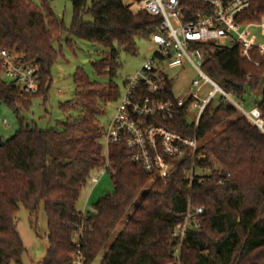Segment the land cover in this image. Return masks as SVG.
Segmentation results:
<instances>
[{
    "label": "trees",
    "instance_id": "obj_1",
    "mask_svg": "<svg viewBox=\"0 0 264 264\" xmlns=\"http://www.w3.org/2000/svg\"><path fill=\"white\" fill-rule=\"evenodd\" d=\"M70 1L73 21L67 28L47 2L40 7L32 0H0V48L36 64L40 80L39 91L27 95L0 78V99L9 107H28L32 96L46 97L51 67L60 54L53 43L64 34L71 47V37L103 47L105 54L94 65L100 75L111 77L99 83L78 68L75 97L61 104L75 116L52 129L31 127L22 119L14 135L0 140V264H22L26 250L15 216L20 205L35 215L42 203L49 229L42 264H74L78 254L83 264H92L102 252L101 264H170L176 247L171 231L189 204L204 211L200 227L187 232L181 264H264V133L231 103L215 97L197 125L188 121L186 107L160 122L198 137L199 152L206 156L199 164L211 168L209 179L200 182L196 176L189 182L190 157L180 160L167 179L151 182L142 166L130 162L131 153L123 145H110L106 157V129L99 116L120 96L112 79L120 55L136 54L137 38H151L162 18L133 11L124 0ZM183 6L189 14L205 10L200 0H183ZM86 14L91 21L83 20ZM261 15L264 0H252L238 18L243 24L255 23ZM197 47L205 54L204 71L224 90L244 98L261 88L256 105L264 115V58L254 51L256 65L242 57L238 45ZM107 161L114 190L101 196L93 210L79 211L76 203L92 172Z\"/></svg>",
    "mask_w": 264,
    "mask_h": 264
},
{
    "label": "built area",
    "instance_id": "obj_2",
    "mask_svg": "<svg viewBox=\"0 0 264 264\" xmlns=\"http://www.w3.org/2000/svg\"><path fill=\"white\" fill-rule=\"evenodd\" d=\"M133 1V0H132ZM205 10L192 14L183 6V0H139L133 1L138 10L162 18L159 31L151 36L157 46L156 52L145 59L138 70L128 75L124 81L123 92L117 99L116 112L103 136L108 150L112 144L123 145L130 151V162L142 166L149 175V181L157 178L167 179L171 170L184 158L192 159V168L186 178L191 183L196 176L203 182L212 175L211 168L202 167L199 162L201 141L198 137H187L169 129L161 121L173 119L178 111L186 107L187 117L191 110L198 109L194 123L199 119L210 101L219 96L221 101L229 102L249 122L264 133V115L259 106L246 109L236 102L233 94L224 90L203 69L205 54L197 47L200 44L217 43L231 37L226 47L238 45L242 57L254 62L253 52L264 58V42L257 43L249 37V26L257 24L264 33V15L257 22L243 24L239 16L247 11L252 0H200ZM137 10V11H138ZM185 61L198 71L191 92L187 98H176L172 90L173 78L166 68H176ZM0 78L18 87L27 95L39 91V69L24 55L14 50L0 48ZM209 87L206 92L205 88ZM5 124H8L4 120ZM108 157L107 155H105ZM109 163L90 176V181L98 183ZM202 172H198L197 169ZM230 173L220 179L225 183ZM201 206L188 205L183 220L171 231L176 242L173 261L181 264V250L188 230L200 227ZM74 264H83L77 255Z\"/></svg>",
    "mask_w": 264,
    "mask_h": 264
},
{
    "label": "rangeland",
    "instance_id": "obj_3",
    "mask_svg": "<svg viewBox=\"0 0 264 264\" xmlns=\"http://www.w3.org/2000/svg\"><path fill=\"white\" fill-rule=\"evenodd\" d=\"M36 5L43 6L47 2L53 12L60 17L63 24L69 28L73 21V5L70 0H32ZM126 4H131V9L137 11V7L132 0H124ZM90 5V2H89ZM84 21H91L90 14L83 16ZM249 37L257 43L264 42V33L257 24L249 26ZM68 35H61L54 40V47L59 51V57L51 67L52 81L48 88L46 97L42 94L31 97L28 107L16 106L9 107L0 99V140L10 138L20 128L22 119L26 125L38 127L39 129L60 128L62 122L66 121L75 113L71 110H63L61 104L72 100L76 94V85L74 83V74L78 68H81L92 81L104 83L110 80L108 75H100L95 68L94 63L100 61L105 49L96 46L84 39L71 37L73 47L67 43ZM231 37L219 40L216 44L219 46L228 45ZM138 51L136 54L121 53L116 74L112 77L118 84L120 94L123 92L124 81L128 75L134 74L142 65L145 59L152 56L157 46L151 38H137ZM166 72L173 78L179 74L177 79L173 80L172 90L176 98H187L191 92L192 84L198 77L197 69L188 61L181 66L169 69ZM209 87L205 88L207 92ZM261 96V88L252 94V102L258 101ZM219 96H217L218 98ZM234 100L246 109L251 107V103L243 98L233 96ZM117 100L108 102L105 105L103 113L99 116V122L102 127L107 129L110 121L116 112ZM198 109L191 110L187 119L189 122L195 121ZM4 120L8 124L4 123ZM104 155L108 153V147L102 138ZM99 169V168H98ZM102 169V168H101ZM100 169V170H101ZM99 170H95L91 175H95ZM198 172H202L199 168ZM151 182V181H149ZM114 190L110 173L105 170L99 178L98 183L94 184L90 180L83 189L80 198L76 203L79 211H91L94 209L95 202L103 195L111 193ZM17 230L23 240L25 253L22 258V264H42L49 248L48 242V218L44 204L39 206L37 214L32 215L28 209L20 205L15 216ZM122 222L118 230L114 233L111 240L115 239L119 230L123 226ZM103 252L98 255L92 264H101Z\"/></svg>",
    "mask_w": 264,
    "mask_h": 264
},
{
    "label": "crops",
    "instance_id": "obj_4",
    "mask_svg": "<svg viewBox=\"0 0 264 264\" xmlns=\"http://www.w3.org/2000/svg\"><path fill=\"white\" fill-rule=\"evenodd\" d=\"M243 99H244L246 102L251 103V104H252L251 107L256 105V101H255V102H252V94H251V95H247V96H245Z\"/></svg>",
    "mask_w": 264,
    "mask_h": 264
},
{
    "label": "water",
    "instance_id": "obj_5",
    "mask_svg": "<svg viewBox=\"0 0 264 264\" xmlns=\"http://www.w3.org/2000/svg\"><path fill=\"white\" fill-rule=\"evenodd\" d=\"M56 15V14H55ZM56 18H57V20H60V17L58 16V15H56ZM206 158V156L205 155H202L201 157H200V160H204ZM218 249H219V247H218Z\"/></svg>",
    "mask_w": 264,
    "mask_h": 264
}]
</instances>
